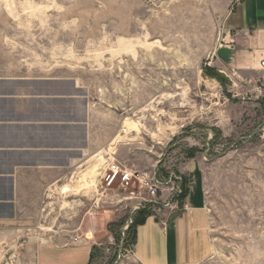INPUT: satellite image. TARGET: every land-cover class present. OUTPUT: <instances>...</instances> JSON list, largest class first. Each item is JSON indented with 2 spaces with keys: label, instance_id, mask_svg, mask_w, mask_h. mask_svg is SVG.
Segmentation results:
<instances>
[{
  "label": "rangeland",
  "instance_id": "1",
  "mask_svg": "<svg viewBox=\"0 0 264 264\" xmlns=\"http://www.w3.org/2000/svg\"><path fill=\"white\" fill-rule=\"evenodd\" d=\"M235 1L0 0V54L54 47L57 60L74 63L128 115L127 149L117 157L114 147V160L156 172L164 184L156 198L138 188L130 195L118 181H103L108 191L92 195L97 165L77 188L86 196L71 199L80 213L50 215V225L66 228L34 233L91 239L90 264H141L132 253L133 221L141 210L163 214L160 197L180 186L171 179L180 176L186 191L180 169L193 157L210 213L212 251L201 264H264V94L204 75ZM24 245H0V264H29Z\"/></svg>",
  "mask_w": 264,
  "mask_h": 264
},
{
  "label": "crops",
  "instance_id": "2",
  "mask_svg": "<svg viewBox=\"0 0 264 264\" xmlns=\"http://www.w3.org/2000/svg\"><path fill=\"white\" fill-rule=\"evenodd\" d=\"M56 54L49 46L0 54V245L24 240L29 264H90L91 239L34 231L66 228L55 221L50 225V215L80 213L71 199L86 196L77 188L97 165L98 185L91 194L108 191L100 177L127 149L122 139L128 115L113 105L112 93L101 94L74 63L57 60ZM263 58L264 0H236L204 75L233 88H255L264 75ZM180 170L185 196L162 195L163 214L147 216L136 227L132 253L141 264H201L211 254L202 169L192 157ZM71 228H80V220Z\"/></svg>",
  "mask_w": 264,
  "mask_h": 264
},
{
  "label": "built area",
  "instance_id": "3",
  "mask_svg": "<svg viewBox=\"0 0 264 264\" xmlns=\"http://www.w3.org/2000/svg\"><path fill=\"white\" fill-rule=\"evenodd\" d=\"M146 4H152L157 0H139ZM260 68L264 71V58L260 61ZM255 91L264 94V75L256 81ZM102 181H106L108 185L114 181H118L119 186L127 191L130 195L136 194L139 189L141 196L146 195L148 197L156 198L162 191L163 183L159 180L157 173L152 171H140L128 168L122 163L114 160L111 161L105 168L104 173L100 177ZM177 180H181L180 176L171 179L172 184ZM178 185L176 193L170 198H180L183 194V187ZM165 187V186H164Z\"/></svg>",
  "mask_w": 264,
  "mask_h": 264
},
{
  "label": "trees",
  "instance_id": "4",
  "mask_svg": "<svg viewBox=\"0 0 264 264\" xmlns=\"http://www.w3.org/2000/svg\"><path fill=\"white\" fill-rule=\"evenodd\" d=\"M209 74L211 75V76H214V77H217V78H219L218 76H219V74L216 72V71H210L209 70ZM225 82V81H224ZM184 193H185V191H184ZM140 214L134 219V221H133V224L135 225L134 226V241H133V244H134V242H135V232H136V227L139 225V224H141V223H143V221L145 220V218L147 217V214H144L145 212H142V210L139 212Z\"/></svg>",
  "mask_w": 264,
  "mask_h": 264
},
{
  "label": "bare ground",
  "instance_id": "5",
  "mask_svg": "<svg viewBox=\"0 0 264 264\" xmlns=\"http://www.w3.org/2000/svg\"><path fill=\"white\" fill-rule=\"evenodd\" d=\"M101 179V178H100ZM91 180V179H90Z\"/></svg>",
  "mask_w": 264,
  "mask_h": 264
}]
</instances>
